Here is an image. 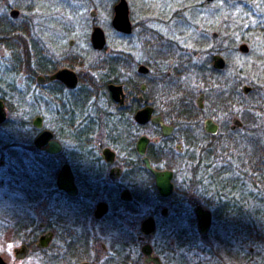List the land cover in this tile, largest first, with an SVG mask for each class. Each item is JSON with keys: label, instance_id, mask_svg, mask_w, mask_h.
<instances>
[{"label": "flooded vegetation", "instance_id": "1", "mask_svg": "<svg viewBox=\"0 0 264 264\" xmlns=\"http://www.w3.org/2000/svg\"><path fill=\"white\" fill-rule=\"evenodd\" d=\"M13 10L18 12L15 17L11 15ZM32 29L31 19L17 9L9 8L0 15V59L7 53L18 62L19 47H24L26 55V48L32 47L28 42ZM114 32L121 37L131 35ZM155 33L150 47L141 46V56H145L141 62H134L124 50L105 44L98 51L90 45L101 57L88 68H104L96 74L86 73L88 68L64 65L65 61L76 64L83 59L78 53L36 47L41 50V63L35 62L37 72H31L28 78L40 88L47 112L64 121L63 116L80 109L72 102L83 91L82 110L86 111L87 100H102L105 106L98 109L91 102L90 117L75 125L68 119L70 129L58 127L59 134L53 126L45 128L44 118L36 116L42 127L38 130L31 122L35 137L26 153L14 154L12 161L16 162H7L9 170L0 178L10 184L16 205L11 207L10 220L15 246L7 252L15 264L28 259L34 264H181L182 257L190 252L181 251V243L191 242L193 229L198 238L209 234L215 221L212 211L201 207L210 212L211 221L208 232L200 234L194 213L199 205L186 208L187 192L177 191L176 171L169 165L171 162L174 167L175 154L179 159L192 158L189 150L196 153L198 144L204 146L203 152L207 136L217 135L221 124L215 121V115L205 112L206 96L191 92V76L200 78L192 65L193 55ZM214 56L220 54L211 55V67ZM64 69L76 74L74 88L52 79ZM38 77L42 78L40 83ZM109 86L120 88L115 99ZM0 102L6 114L5 102L1 98ZM137 113L142 114L143 121H136ZM6 121L7 114L0 128ZM207 121L216 126L214 134L206 132ZM44 131L51 133L50 141L59 144L60 152L48 153V144L35 146L37 136ZM123 138H127L126 144ZM140 140L144 143L142 154L137 150ZM21 157H25L23 161ZM145 161L154 172H170V194H160ZM3 166L5 162L0 160V168ZM61 175L71 177L72 186L67 191L58 186ZM203 177L208 182L207 176ZM61 182L68 184L65 177ZM4 254L0 253V258L8 264Z\"/></svg>", "mask_w": 264, "mask_h": 264}, {"label": "rangeland", "instance_id": "2", "mask_svg": "<svg viewBox=\"0 0 264 264\" xmlns=\"http://www.w3.org/2000/svg\"><path fill=\"white\" fill-rule=\"evenodd\" d=\"M117 1L0 0V15L6 14L9 8L19 10L22 16L32 21L30 43L34 40L37 47H42L41 50L48 48L63 54L78 53L83 58L84 69L88 68L90 63L99 62L101 57L93 52L89 44L93 26L103 30L107 47L130 53L134 62L145 59V56H141V46L150 47L149 41L153 40L155 32L180 44L184 50L191 53L192 65L201 66L208 56L220 54L226 67L223 72L225 77L217 75L220 76V81H227V87L230 85L232 87L233 83L236 85L237 80L240 83L237 87L240 94L236 104L219 106L220 103L214 101L212 86H205L195 75L191 76L190 81L191 92L200 91L206 96L205 112L208 116L215 115V121L221 124L222 130L216 137L220 140V145L213 154L204 156L202 153L204 146L198 144L201 151L196 149L195 153L189 150L192 158L179 159V157L176 158L178 154H175L176 163L173 167L170 162L169 166L176 171L177 191L187 192L186 208L190 209L193 205H199L211 210L212 207L205 202L215 203L219 199L218 194H211L213 192L209 186L211 172L219 171L226 161L232 159L228 174L236 177L239 185L235 190L236 193L228 194L224 200L230 203H234L237 199L247 202L245 210L254 223L252 227L255 230L261 229L264 227V217L263 214L254 213L255 204L250 194L252 192L250 182L252 180L257 183L259 175L251 171L250 154L253 150L251 146H245L243 141L245 136L248 139L255 136L259 137L264 145V0H212V2L125 0L132 31L130 36L122 37L114 32L110 25L113 17L112 7L118 3ZM91 12H94L93 17ZM213 34L217 36L216 39L213 38ZM70 41H72L71 47L68 46ZM241 44L248 48L246 55L238 51ZM19 48L18 62H13L11 55L7 53L4 59H0V98L5 102L7 114V123L0 128V160L5 162V166L0 168V175L9 170V167H6L8 161V163L16 162L12 161L14 154L26 153L29 141L31 142L35 137L31 122L36 116L44 118L45 128L50 129L53 126L59 134L58 127L64 131L70 129L68 119H72V125H75L89 118V105L92 104L98 109L105 106L102 100L96 102L87 100L84 104L86 111L82 110L83 96L86 94V91H83L81 96L79 95L80 97L72 102V106L80 109L76 112L71 111V116L66 113L67 115L63 116L64 121L58 120L57 114L46 111L40 88L35 87V83L28 78L31 72H35V62L32 59L34 52L31 53V45L26 48L28 62H26L24 47ZM201 86L204 88L201 89ZM244 87L250 89L247 94L242 93ZM50 100L53 99L50 98ZM257 107L258 110H256ZM235 118L241 122L242 126L231 132L229 127L231 128L232 119ZM126 142L127 138H123V144ZM24 158L20 159L23 161ZM197 164L199 166H196ZM203 176H207L208 182H205L206 178ZM20 181L25 184V179L22 178ZM10 190V184L0 178V253H5L8 264H15L13 257L7 253L15 246L10 220L16 205ZM235 229V223L229 218L217 221L215 219L209 234L203 238H198L193 229L191 242L187 240L181 243V251H184L182 249L190 251L182 257L185 259L181 264H264V244L262 245L252 236L237 235ZM16 264L34 263L28 259Z\"/></svg>", "mask_w": 264, "mask_h": 264}, {"label": "trees", "instance_id": "3", "mask_svg": "<svg viewBox=\"0 0 264 264\" xmlns=\"http://www.w3.org/2000/svg\"><path fill=\"white\" fill-rule=\"evenodd\" d=\"M226 3L228 1H225ZM229 9V8H228ZM30 39V38H29ZM30 43V40H28ZM205 42V41H204ZM32 43V48H33V61L37 62L38 64L41 63V51L37 48L36 49V43L34 40L31 42ZM28 62V58L27 61ZM35 64V63H34ZM84 63L82 62V59L78 61L76 64L73 62H64L65 66H73L74 68H79V69H84ZM20 67V65H18ZM193 68L195 69V72L200 75V79L204 85H210L212 86V92L214 90L213 97L215 98L214 101H216L219 106L223 104L224 106L228 105H234L237 102V97L238 94V83L235 81L236 85L233 83L232 87H227L226 83L227 81H220L221 75L222 78L225 77L223 74V71H216L211 67V55L208 56V58L205 59V62L202 63V65H193ZM86 69V68H85ZM40 70V69H39ZM38 70V71H39ZM101 70H104V68L100 65L95 66V67H89L88 70H86V73H100ZM34 71L37 72L35 66H34ZM40 72V71H39ZM38 72V73H39ZM34 73V72H32ZM85 103V102H84ZM258 110V107L256 108ZM248 116V115H247ZM252 116V115H251ZM217 135L215 136H210L208 135L207 138L209 139L207 141V145L205 146V149L203 150V155H210L213 154L219 147L220 145V140L216 138ZM245 140L243 141L245 146H251V149L253 150L250 155L251 163L250 167H252L251 171L254 173H257L259 175V181L255 183L254 181L251 180V190L250 192L252 196V201L254 202L253 208L255 209L254 213L257 215L263 214L264 217V145L261 143L259 137H249L244 138ZM227 151L230 153V151L227 149ZM234 153V152H233ZM235 154V153H234ZM230 159L228 162L220 167L219 171H213L211 172L210 175V187L212 188L213 194H218V201L215 203L212 202H205L206 205L212 207V213L213 217L216 220L219 219H230L233 220V223H235V232L237 231V235H243L246 234L248 237H254L256 241L260 242L262 245L264 244V227L261 229H254V223L252 222V219H249L250 214L248 213L247 210H245L247 206V202L244 203V200L239 201L238 199L234 203H230L228 201H225L224 198L231 194H235L236 188H238L239 185V180L232 176L230 173L231 166H229ZM253 163V165H252ZM196 166H199L198 164ZM250 174V172H249ZM244 176V174H242ZM229 190V191H227ZM209 192V191H206ZM222 197V198H221ZM251 218V217H250ZM236 236V235H235Z\"/></svg>", "mask_w": 264, "mask_h": 264}, {"label": "water", "instance_id": "4", "mask_svg": "<svg viewBox=\"0 0 264 264\" xmlns=\"http://www.w3.org/2000/svg\"><path fill=\"white\" fill-rule=\"evenodd\" d=\"M207 2H212V0H206ZM129 10H128V6L125 0H118V3L115 4L114 8H113V17L111 19V27L113 30L123 33V34H129L132 30V25L129 21ZM11 15L13 17L18 15V12L13 10L11 12ZM91 16H94V12H91ZM213 36L215 37L216 35L213 34ZM72 42V41H71ZM89 42L90 45L92 47V49L94 50H102L106 44V38H105V34L103 32V30L98 27V26H93L91 28V32H90V36H89ZM238 51L243 54L246 55L248 53V48L246 47V45L241 44L238 47ZM212 67L216 70V71H222L225 68V62L222 59L221 56H214L213 57V62H212ZM83 72H79V75H82ZM42 78L38 77L37 82L40 83ZM52 79H58L60 81H62L68 88H74L77 82V77L76 74L72 71L69 70H61L59 71L57 74H55ZM119 87H115V86H109V90L112 92L113 94V98L115 99V92L117 90H119ZM249 88L244 87L242 89V93L243 94H247L249 92ZM199 103V102H198ZM6 119V114L4 111V107L3 104L0 102V122H3ZM136 121H143L142 119V114L137 113L135 116ZM32 125L33 127H35L36 129L40 130L42 125H41V119L39 117H36L33 121H32ZM242 126L241 122L238 119H233L232 120V126H231V130H236L237 128H240ZM163 130H165L166 128H162ZM205 130L206 132L210 133V134H214L216 132V126L211 122V121H207L206 125H205ZM52 138L51 133L44 131L41 132L36 140H35V146L37 148H40L42 146H44L45 144H48V149L47 152L50 154H55L60 152V146L57 142L55 141H50V139ZM137 150L140 154H142L144 152V143L142 140H140V142H138L137 144ZM146 167L150 169L147 161H145ZM151 172L153 173V175L156 178V186L160 192L161 195L166 196L168 194L171 193V185L169 183L170 180V172H154L151 170ZM62 177H65V180L68 182V184H63L61 182ZM58 186L62 189H66L72 186L71 183V177L70 175L64 176L61 175L59 176L58 179ZM194 213L196 218L198 219V232L200 234H206L210 228V221H211V215L210 212L207 210H203L200 206L195 207L194 209ZM0 264H3L2 259L0 258Z\"/></svg>", "mask_w": 264, "mask_h": 264}]
</instances>
